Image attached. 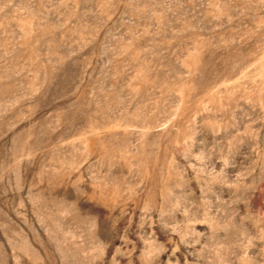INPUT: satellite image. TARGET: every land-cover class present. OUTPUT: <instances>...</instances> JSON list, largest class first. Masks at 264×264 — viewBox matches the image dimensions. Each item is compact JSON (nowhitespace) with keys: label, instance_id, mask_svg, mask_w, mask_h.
<instances>
[{"label":"rangeland","instance_id":"obj_1","mask_svg":"<svg viewBox=\"0 0 264 264\" xmlns=\"http://www.w3.org/2000/svg\"><path fill=\"white\" fill-rule=\"evenodd\" d=\"M0 264H264V0H0Z\"/></svg>","mask_w":264,"mask_h":264}]
</instances>
